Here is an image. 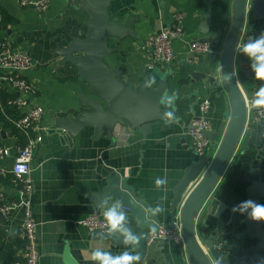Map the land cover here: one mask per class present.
<instances>
[{
  "label": "crops",
  "instance_id": "0c3cea01",
  "mask_svg": "<svg viewBox=\"0 0 264 264\" xmlns=\"http://www.w3.org/2000/svg\"><path fill=\"white\" fill-rule=\"evenodd\" d=\"M81 1L52 0L45 11L38 12L20 6L16 0H0V11L13 20L7 31H0V36L33 59L34 66L26 74L36 88L30 101L45 110L42 121L31 133L33 137L36 134L43 136L34 151L30 173L34 183L32 217L36 223L38 264H97L91 259L94 249L102 248L113 255L127 249L124 244L115 245L99 237L83 224L84 219L93 214L103 219L101 208L96 207L91 193L101 192L109 175L120 174L128 178L136 195L150 206L162 204L164 211L159 220L163 226L170 225L172 214L169 209L176 187L186 169L197 159L186 134L187 125L200 116L201 100L204 97L210 99V110L213 109L208 113L213 125L211 132L218 133L221 126L224 129L220 136L211 139L213 148H217L231 113L230 105L208 88L202 76L193 77L194 73H212L214 63L220 66L225 40H220L209 54L191 51L190 44L213 35L220 27L227 34L233 21L235 0H212V30L205 36L199 32L208 12L204 0H113L110 7L113 17H119L120 23L134 18L136 37L112 39L110 44L117 51L107 58L111 67L124 71L126 82L133 81L139 86L146 77L154 75L148 69L146 50L150 36L162 29L183 28V35L173 42L176 59L170 65L173 73L167 78L169 94L178 93L175 115L179 122L166 125L162 120L146 137L119 125L112 141L104 136L94 139L92 128H86L75 138L62 134L54 121L90 110L81 99L92 97L90 87L79 75L77 67L59 64L62 57L57 53L72 40L86 36L89 16L80 10ZM262 32L264 19H254L251 13L248 14L240 44ZM240 54L237 51V57ZM163 110L168 109L164 106ZM0 132V146L9 150L6 157L0 158V171H3L0 178L11 183L0 185L2 204L16 198L18 187L11 180V169L18 148L22 146L11 131H3L0 127ZM157 177L167 179L166 191L155 187ZM255 181L264 184V122L246 126L221 178L204 195L196 210L198 226L205 229L207 236H217L218 248L228 255L230 264H264V251L259 247L258 239L238 236L245 229L242 219L246 215L231 211L233 206L248 200V189ZM191 189L193 186L186 191L180 207ZM258 203L264 204V199ZM124 210L129 218L128 210ZM22 223L23 211L20 209L8 218H0V231L5 234L0 257L13 256L18 264H24L26 244L20 232ZM198 239L202 243L200 237ZM150 250L143 264L191 263L186 247L174 240L152 243Z\"/></svg>",
  "mask_w": 264,
  "mask_h": 264
},
{
  "label": "water",
  "instance_id": "95a60500",
  "mask_svg": "<svg viewBox=\"0 0 264 264\" xmlns=\"http://www.w3.org/2000/svg\"><path fill=\"white\" fill-rule=\"evenodd\" d=\"M112 1L82 0L80 10L89 16L86 22L88 27L86 36L83 39L72 40L57 52L62 57L59 64H72L77 67L79 75L89 85L92 93V97L81 99L90 110L83 111L75 117H59L54 121L56 127L62 130V134L71 138L77 137L86 128H92L94 139L104 136L112 141L114 130L119 125L139 131L146 137L152 127L164 120V105L160 103V98L165 91L168 92L167 78L173 73L170 66L166 71L161 68L153 70L157 77V89L145 91L144 81L139 86L133 81L126 82L123 79L124 71L111 67L107 62V58L117 51V48L110 44L112 39L136 37L134 18L120 23L119 17H113L110 13ZM204 1L208 12L203 17L199 32L205 36L212 30L213 9L212 0ZM250 13L254 19H264V0H235L233 21L227 34L222 27L217 28L214 25L213 28H217L215 33L201 39L211 46L225 40L220 66L214 63L212 73H194L193 77L202 76L207 81L208 88L216 91V96L230 105L231 113L223 139L211 163L208 165V159L195 151L197 159L186 169L178 183L169 209L172 214L171 223L165 227H173L176 216L180 214L190 264H230L228 255L218 248L217 236H207L205 229L198 226L196 210L203 202L204 195L218 183L237 150L246 129L250 101L254 92L264 84V81L255 79L250 60L243 54L237 57V45L241 42L246 17ZM224 74H232L230 82H225ZM223 130L221 126L218 133L209 131L206 135L214 139L215 136H220ZM106 183L101 192L91 193V197L98 208L102 199L110 196L113 200H119L124 209L128 210V227L143 237L139 248L136 249L142 257L140 264H143L151 252L148 232L153 227L158 229L164 224L159 220V215L146 217L144 209L150 204L136 195L135 188L128 184V178L120 174L109 175L106 177ZM191 186L193 189L180 207L186 191ZM262 199L264 184L255 181L248 189V200L258 203ZM242 224L245 225V229L239 233V238L250 236L258 239L259 247L264 251V222L253 221L245 216ZM94 232L115 245H123L124 238L119 233L110 235L100 230ZM159 243L161 242L157 244Z\"/></svg>",
  "mask_w": 264,
  "mask_h": 264
},
{
  "label": "built area",
  "instance_id": "2783aa9c",
  "mask_svg": "<svg viewBox=\"0 0 264 264\" xmlns=\"http://www.w3.org/2000/svg\"><path fill=\"white\" fill-rule=\"evenodd\" d=\"M20 6L31 8L38 12L46 10L52 0H16ZM181 19V17H178ZM183 28L177 26L171 29H162L158 33L149 37L146 43V50L149 56L148 69L153 71L157 68L168 67L176 59L173 42L183 35ZM209 43L202 40L191 42V51L198 54H209L212 48ZM33 59L24 51L13 46L10 41L0 36V97L2 91H9L14 95L7 100V105L15 107L21 111L22 116L13 120L16 128L25 133L27 144L18 148V154L11 169L12 180L17 188L16 198L4 201L0 204V218H8L15 210L23 211V223L20 228L23 241L26 243L23 252L24 264H38L39 248L36 235V223L32 217V193L34 183L30 179L31 162L34 151L38 143L43 141L42 135H31L39 123L42 121L45 110L42 106L33 105L31 97L35 95L36 88L27 78L26 74L33 68ZM210 99L203 98L199 106L200 116L194 117L186 127V134L190 138L194 151L206 159L209 165L214 158L218 147L213 148V142L206 133L213 128L212 122L208 118L210 112ZM264 122V109H253L248 106L247 125ZM246 125V126H247ZM9 150L0 146V158L3 159ZM24 172H20V168ZM3 171H0L2 174ZM3 194H0V199ZM179 215V216H178ZM174 220L173 227L162 226L153 233L150 230L147 234L149 244L174 240L186 247V242L182 234V224L180 214ZM178 217V218H177ZM84 226L89 230H100L108 233L104 219L98 214L88 216L83 221Z\"/></svg>",
  "mask_w": 264,
  "mask_h": 264
},
{
  "label": "clouds",
  "instance_id": "9594fccd",
  "mask_svg": "<svg viewBox=\"0 0 264 264\" xmlns=\"http://www.w3.org/2000/svg\"><path fill=\"white\" fill-rule=\"evenodd\" d=\"M237 51L245 55L251 62L250 67L255 74V79L264 81V32L255 38H249L246 43L238 44ZM232 74H224L225 82H230ZM145 91L157 89L156 77L148 76L143 82ZM178 97L177 92L169 94L165 91L160 103L166 109L163 113L164 123L171 125L178 123V118L175 115V101ZM251 108L264 109V84L253 94L250 101ZM20 172H24V168H20ZM157 189H164L167 184L166 178L157 177L154 181ZM101 213L106 224L108 234L114 235L119 233L123 236V244L127 249L118 255H113L109 251L102 248H96L91 253V259L97 264H140L141 255L136 249L139 248L142 235L135 234L129 227V218L127 212L124 210L122 203L119 200H113L112 197L106 196L100 202ZM164 211L162 204L157 203L155 206H148L144 209L145 215L148 218L156 217ZM233 213L246 215L249 219L258 222H264V204L257 203L253 200H245L232 207ZM152 232H156V228H152Z\"/></svg>",
  "mask_w": 264,
  "mask_h": 264
},
{
  "label": "trees",
  "instance_id": "16d2710c",
  "mask_svg": "<svg viewBox=\"0 0 264 264\" xmlns=\"http://www.w3.org/2000/svg\"><path fill=\"white\" fill-rule=\"evenodd\" d=\"M12 18L7 15V13L0 11V31L8 30V24L11 23ZM14 94L9 93V91H2L0 97V127L3 131H11L15 136L18 137V143L20 146L24 147L27 144V136L25 133L20 131L15 127L13 120H17L22 116L21 111L15 107H10L7 105V100L12 97ZM1 133V132H0ZM0 142H1V134H0ZM10 179V178H9ZM12 180V178H11ZM11 184L9 181H3L0 178V185H8ZM5 240V234L0 231V245ZM24 262V261H23ZM0 264H18V260L11 256L10 258L0 257Z\"/></svg>",
  "mask_w": 264,
  "mask_h": 264
}]
</instances>
